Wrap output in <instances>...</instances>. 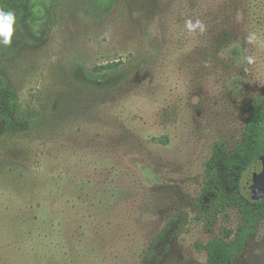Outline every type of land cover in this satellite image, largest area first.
<instances>
[{"label":"rangeland","instance_id":"rangeland-1","mask_svg":"<svg viewBox=\"0 0 264 264\" xmlns=\"http://www.w3.org/2000/svg\"><path fill=\"white\" fill-rule=\"evenodd\" d=\"M13 28L4 111L30 127L0 137V264H142L169 224L158 264H207L240 223L198 205L264 97V0H22ZM236 264H264V221Z\"/></svg>","mask_w":264,"mask_h":264},{"label":"trees","instance_id":"trees-1","mask_svg":"<svg viewBox=\"0 0 264 264\" xmlns=\"http://www.w3.org/2000/svg\"><path fill=\"white\" fill-rule=\"evenodd\" d=\"M22 0H2L0 6L18 15ZM106 68L114 67L113 63ZM111 72L93 73V79H104ZM0 119H7L6 132H19L30 127L15 107L4 109L10 102L11 86L0 79ZM248 116L241 140L230 147L225 140L216 141L206 161V179L198 210L203 218L214 223L218 215L229 209L240 216L237 228L223 227L222 235L202 244L207 264H236L247 244L258 233L264 221V198L253 200L243 189V178L249 167L264 155V97L248 105ZM173 224L165 226L153 236L142 257V264H158L169 250Z\"/></svg>","mask_w":264,"mask_h":264},{"label":"water","instance_id":"water-1","mask_svg":"<svg viewBox=\"0 0 264 264\" xmlns=\"http://www.w3.org/2000/svg\"><path fill=\"white\" fill-rule=\"evenodd\" d=\"M7 119H0V137L5 133ZM243 189L250 194L253 200L264 198V155L252 164L243 178Z\"/></svg>","mask_w":264,"mask_h":264},{"label":"clouds","instance_id":"clouds-1","mask_svg":"<svg viewBox=\"0 0 264 264\" xmlns=\"http://www.w3.org/2000/svg\"><path fill=\"white\" fill-rule=\"evenodd\" d=\"M15 23V15L12 12H5L0 10V43L4 45H9L12 42ZM201 26L200 22L197 21L194 25L191 21L187 22V27L193 29L195 27Z\"/></svg>","mask_w":264,"mask_h":264},{"label":"flooded vegetation","instance_id":"flooded-vegetation-1","mask_svg":"<svg viewBox=\"0 0 264 264\" xmlns=\"http://www.w3.org/2000/svg\"><path fill=\"white\" fill-rule=\"evenodd\" d=\"M2 0H0V2H1Z\"/></svg>","mask_w":264,"mask_h":264}]
</instances>
